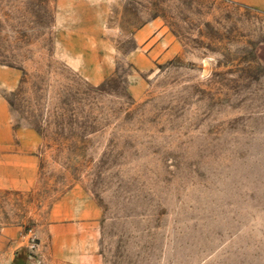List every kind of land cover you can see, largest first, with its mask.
Wrapping results in <instances>:
<instances>
[{"label":"rangeland","instance_id":"rangeland-1","mask_svg":"<svg viewBox=\"0 0 264 264\" xmlns=\"http://www.w3.org/2000/svg\"><path fill=\"white\" fill-rule=\"evenodd\" d=\"M4 153L0 264H264V0H0Z\"/></svg>","mask_w":264,"mask_h":264},{"label":"crops","instance_id":"crops-1","mask_svg":"<svg viewBox=\"0 0 264 264\" xmlns=\"http://www.w3.org/2000/svg\"><path fill=\"white\" fill-rule=\"evenodd\" d=\"M0 155H3V156H0V158H1V157H4V156H5V158H8V154H7V153L0 154Z\"/></svg>","mask_w":264,"mask_h":264}]
</instances>
